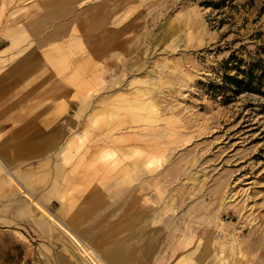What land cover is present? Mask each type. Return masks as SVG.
Here are the masks:
<instances>
[{
    "label": "rangeland",
    "instance_id": "obj_1",
    "mask_svg": "<svg viewBox=\"0 0 264 264\" xmlns=\"http://www.w3.org/2000/svg\"><path fill=\"white\" fill-rule=\"evenodd\" d=\"M263 46L264 0H0V264H264Z\"/></svg>",
    "mask_w": 264,
    "mask_h": 264
},
{
    "label": "trees",
    "instance_id": "obj_2",
    "mask_svg": "<svg viewBox=\"0 0 264 264\" xmlns=\"http://www.w3.org/2000/svg\"><path fill=\"white\" fill-rule=\"evenodd\" d=\"M258 57L249 61L232 55L225 63L227 70L234 69V73L227 72L223 77V88L234 95L254 93L264 97V46L258 51Z\"/></svg>",
    "mask_w": 264,
    "mask_h": 264
},
{
    "label": "crops",
    "instance_id": "obj_3",
    "mask_svg": "<svg viewBox=\"0 0 264 264\" xmlns=\"http://www.w3.org/2000/svg\"><path fill=\"white\" fill-rule=\"evenodd\" d=\"M16 175L14 169L10 167V170H7V173H3L2 178H0V191L3 186L6 185V182H11V176H13V173ZM2 173V172H1ZM26 173H23L20 175H16L17 178L21 179L23 182V178H25ZM28 187V186H27ZM13 200V197L11 199V196H4L2 193H0V225H8L9 227L13 226L14 223L22 221V219H19L18 216H16L13 212V205L11 204ZM41 203V202H40ZM4 208V209H2Z\"/></svg>",
    "mask_w": 264,
    "mask_h": 264
},
{
    "label": "bare ground",
    "instance_id": "obj_4",
    "mask_svg": "<svg viewBox=\"0 0 264 264\" xmlns=\"http://www.w3.org/2000/svg\"><path fill=\"white\" fill-rule=\"evenodd\" d=\"M112 154L114 155V153H112V152H106V154H104L103 155V158L104 159H107V158H109V156H110V158H111V156H112ZM102 158V157H101ZM113 158V157H112ZM160 156L159 155H155V156H152L151 157V159H146L144 162H143V164H144V166L145 167H152L151 165L152 164H154V162H157V161H160ZM100 159V158H99ZM156 160V161H155ZM102 162V161H101ZM112 161L111 160H108L106 163H105V165H107L108 163H111ZM128 167H130V166H128ZM132 169H133V167H132ZM128 171H129V169H127ZM151 171H153V169L151 168ZM219 257V256H218Z\"/></svg>",
    "mask_w": 264,
    "mask_h": 264
}]
</instances>
